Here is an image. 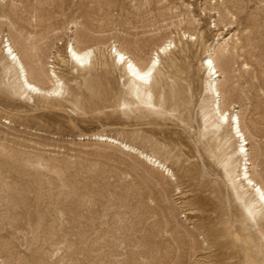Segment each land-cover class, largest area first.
I'll return each instance as SVG.
<instances>
[{"label": "rangeland", "instance_id": "1", "mask_svg": "<svg viewBox=\"0 0 264 264\" xmlns=\"http://www.w3.org/2000/svg\"><path fill=\"white\" fill-rule=\"evenodd\" d=\"M217 39L222 106L264 187V0H0V264H264V210L247 216L223 166L240 144L205 116ZM169 40L152 110L111 49L145 67ZM8 44L62 93L26 91Z\"/></svg>", "mask_w": 264, "mask_h": 264}, {"label": "bare ground", "instance_id": "2", "mask_svg": "<svg viewBox=\"0 0 264 264\" xmlns=\"http://www.w3.org/2000/svg\"><path fill=\"white\" fill-rule=\"evenodd\" d=\"M173 40L167 41L162 46L158 47L149 64L145 67L141 66L132 56L118 49L113 45L111 49L112 56L114 55V63L116 66L121 65L125 76L128 78L131 94L137 97L140 102L147 108L158 110L157 105L154 103L152 93L159 91L162 84L165 82L164 75L161 69V55H164L170 46H173ZM219 44V39L216 44L207 49L206 56L203 60L204 67L208 72V79L206 80V92L211 103L208 107V112L205 114L207 118L213 120L212 126L216 129L222 126H231V138L238 139L240 144L238 148L226 155V160L223 161L224 170L232 184L235 197L241 203L247 216L255 219L262 210H264V187L254 181L248 165L246 162L247 157L250 156L249 149L246 143V136L243 132L240 118L237 114L227 112L222 106L221 91H220V73L214 56L215 48ZM95 50L87 48L79 50L73 45L70 50H67L69 57L76 65L87 66L92 65V60L95 56ZM4 53L12 61V65L18 72L22 87L33 94L42 96H55L60 95L64 89V83L59 79L53 71L52 77L54 78V86L50 90H45L37 84L29 80V74L26 65L22 61L18 53L13 49L12 44L4 47ZM219 73V74H218ZM222 75V74H221ZM95 140L109 141L105 135H94ZM245 145H242L244 144ZM229 156V157H228ZM235 156L240 159L239 170L235 166ZM147 158V157H146ZM153 160V158H151ZM153 163H162L155 160ZM260 209V211H258Z\"/></svg>", "mask_w": 264, "mask_h": 264}]
</instances>
